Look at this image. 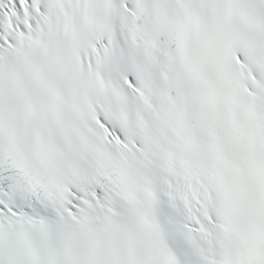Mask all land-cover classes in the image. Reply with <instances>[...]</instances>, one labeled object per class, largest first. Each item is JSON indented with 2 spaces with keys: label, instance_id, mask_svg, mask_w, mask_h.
<instances>
[{
  "label": "snow or ice",
  "instance_id": "6c2138e0",
  "mask_svg": "<svg viewBox=\"0 0 264 264\" xmlns=\"http://www.w3.org/2000/svg\"><path fill=\"white\" fill-rule=\"evenodd\" d=\"M0 264H264V0H0Z\"/></svg>",
  "mask_w": 264,
  "mask_h": 264
}]
</instances>
